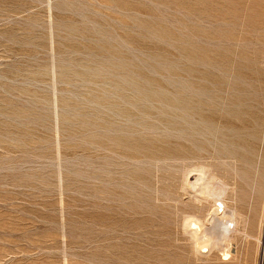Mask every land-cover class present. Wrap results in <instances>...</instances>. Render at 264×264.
I'll list each match as a JSON object with an SVG mask.
<instances>
[{
  "label": "rangeland",
  "instance_id": "obj_1",
  "mask_svg": "<svg viewBox=\"0 0 264 264\" xmlns=\"http://www.w3.org/2000/svg\"><path fill=\"white\" fill-rule=\"evenodd\" d=\"M0 264H264V0H0Z\"/></svg>",
  "mask_w": 264,
  "mask_h": 264
},
{
  "label": "bare ground",
  "instance_id": "obj_2",
  "mask_svg": "<svg viewBox=\"0 0 264 264\" xmlns=\"http://www.w3.org/2000/svg\"><path fill=\"white\" fill-rule=\"evenodd\" d=\"M224 164L226 165H230L231 163H227V162H224ZM238 164H236L235 162H233L232 166H233V169L235 170V176H237V178H239L238 176L240 175V171L239 170V167H241V165L238 167L237 166ZM247 174V173H246ZM191 175V174H189ZM241 176V175H240ZM234 177V176H233ZM241 177H244L241 176ZM217 176L215 174H213L210 169L207 167V166H200V168L198 169V173L195 177V180L193 181H188V184L191 188L195 189L196 191H200L201 194H203L204 196H207V197H211V198H215V199H218L220 200V204L222 206L221 208V211L219 210V207L217 206V208L215 207V209L212 211L214 215H218L220 216L222 219H226V213L224 212L225 210V202H224V197L226 195V189L228 188V185L230 184V182L226 181V180H223L222 179V183H219L217 181ZM220 179V178H219ZM218 179V180H219ZM245 179H248L245 178ZM240 180V179H239ZM242 180V179H241ZM236 183V182H235ZM234 183V184H235ZM212 215V214H211ZM213 215V216H214ZM212 216V217H213ZM234 216V212L232 213L231 217ZM231 222V220H228ZM199 222V221H198ZM197 222V219L194 220H190V222L188 223V225L192 226L191 228H193V232H195L196 230V225H199ZM200 223V222H199ZM225 225V223H223ZM187 225V227H189ZM221 225V224H220ZM234 225V224H233ZM223 226V225H222ZM196 227V228H195ZM200 227V226H199ZM226 228H230L228 227L227 225L225 226ZM195 228V229H194ZM224 228V227H223ZM199 230V229H197ZM200 231V230H199ZM230 231V230H229ZM224 234V233H223ZM222 234V235H223ZM228 235V234H227ZM198 236V235H197ZM196 236V238H197ZM195 237V236H194ZM193 237V238H194ZM200 236H198L199 238ZM203 238V237H202ZM196 240V239H195ZM198 241V240H197ZM204 242V241H202ZM198 243V242H197ZM196 243V244H197ZM208 246V245H207ZM205 248V247H204ZM228 255V254H227Z\"/></svg>",
  "mask_w": 264,
  "mask_h": 264
}]
</instances>
